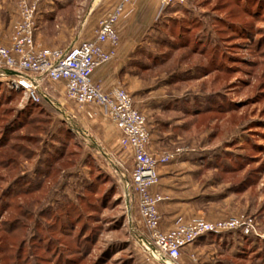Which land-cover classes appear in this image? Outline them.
<instances>
[{"label":"rangeland","instance_id":"rangeland-1","mask_svg":"<svg viewBox=\"0 0 264 264\" xmlns=\"http://www.w3.org/2000/svg\"><path fill=\"white\" fill-rule=\"evenodd\" d=\"M172 6L152 33L149 48L158 57H140L142 64L155 61L139 73L137 89L134 84L123 88L144 115L150 134L166 140L164 150L189 147L202 155L196 189L209 194L210 200L202 205V219L250 216L264 236V0H183ZM170 40L173 45L168 46ZM67 43L52 35L36 41L42 48H64ZM171 46L176 50H169ZM162 52L171 59L165 64L160 63ZM41 86L52 104L45 106L44 113L37 108L22 114L28 102L0 81V136L20 112V121L29 123L7 133L8 145L30 154L23 160L9 151L17 166L0 168V264H37L38 260L63 264L65 255L55 256L57 245L49 238H59L58 247L68 254L83 230L95 236L94 243L85 256L82 247L74 249L75 264H95L98 259L104 264H131L126 212L134 217L137 208L127 202L119 181L130 178L131 160L112 145L110 120L99 114L100 107L86 105L95 110L88 117L49 82ZM96 147L103 148V155ZM51 162V173L44 177L41 173ZM84 183L90 184L88 189ZM237 184L241 185L232 190ZM30 187V192H23ZM2 202H9V207H2ZM55 208L67 211L73 222L81 214L80 223H74L73 239L51 229L56 226L59 231L61 223L67 229L68 224L62 216L54 225ZM18 216L24 228L18 234L3 232L1 222ZM223 239L198 243L193 248L198 264H264V237ZM46 245L52 247L48 254ZM18 251L19 261L13 263Z\"/></svg>","mask_w":264,"mask_h":264},{"label":"built area","instance_id":"built-area-1","mask_svg":"<svg viewBox=\"0 0 264 264\" xmlns=\"http://www.w3.org/2000/svg\"><path fill=\"white\" fill-rule=\"evenodd\" d=\"M42 0H16L17 18L11 25L9 44H0V76L13 90L21 91L23 103L38 102L45 82H63L65 96L84 110L88 117L95 114L88 104L100 107L103 114L119 132V145L129 150L133 158L130 178L126 179L124 196L136 205L145 234L138 243L153 264H184L180 261L182 249L194 244L209 233L239 231L247 236H260L253 218L246 215L208 221L202 218L176 222L169 230L160 229L157 205L163 196L152 192L158 182L157 165L171 160L178 150L152 154L148 150L150 131L144 115L135 108L131 95L121 86L103 91L93 82L94 69L110 61L116 52L118 34L115 24L122 14L123 0L114 10L102 18L93 39L70 44L64 48H42L34 39L37 30L36 13ZM159 10L182 4L183 0H158ZM108 43L109 49L103 44ZM15 71L6 75L3 70ZM23 103H20L23 105ZM198 264L195 254L190 262Z\"/></svg>","mask_w":264,"mask_h":264},{"label":"crops","instance_id":"crops-1","mask_svg":"<svg viewBox=\"0 0 264 264\" xmlns=\"http://www.w3.org/2000/svg\"><path fill=\"white\" fill-rule=\"evenodd\" d=\"M122 1L42 0L38 4L36 13L35 42L44 35H52L54 38L59 36L60 39L68 40L67 45L64 46L67 47L73 43L93 39L99 21L112 12L116 5ZM172 7L174 6H167L160 11L158 0H127L124 3L122 14L115 24L118 34L115 56L94 69L92 73L93 82L99 84L103 91L116 86H125L131 89L133 84L134 89H137L139 87L137 82H141L139 73L145 66L139 58L148 59L151 55L152 51L149 47L152 44V33L155 26L168 16V11ZM16 18V0H0V44H9L11 25ZM103 47L109 49L110 45L105 43ZM0 80H3L1 76ZM49 83L56 93H61L64 96L63 82ZM48 102L52 104L50 100ZM96 110L107 120L102 110ZM107 122L111 129L112 145L117 146L124 157L131 160L133 165L131 152L122 149L119 145L118 130L112 122L108 120ZM165 141L154 138V134L151 133L148 150L152 154L166 153L167 151L164 150ZM93 145L97 146L96 143ZM101 149L103 148L96 147L97 152L103 155ZM176 150L178 151L171 160L157 165L158 182L151 187L152 192H157L163 196V200L157 205L162 231L169 230L178 221L202 218L201 215H204L202 205L210 201L209 194L199 193L196 189L198 171L203 163L198 158L202 155L198 150L189 147ZM108 159L110 160V158ZM113 166L114 173H117L119 168L115 164ZM119 181L121 185H124L126 178H121ZM126 220L129 236L132 237L126 244L131 250L130 263L153 264L147 259L146 253L138 243L137 238L145 234L138 212L135 211L134 217L126 212ZM197 244L182 249L180 257L182 263H189L191 254H195L199 260L193 249Z\"/></svg>","mask_w":264,"mask_h":264},{"label":"trees","instance_id":"trees-1","mask_svg":"<svg viewBox=\"0 0 264 264\" xmlns=\"http://www.w3.org/2000/svg\"><path fill=\"white\" fill-rule=\"evenodd\" d=\"M169 6H172V5H169ZM158 24V23H157ZM156 24V25H157ZM155 28H156V26H155ZM154 41H152V43H153ZM168 42V41H167ZM169 44L170 45H173V42L170 40L169 42H168V46H169ZM183 45V44H182ZM176 47H178V45L176 46ZM173 48H175V47H173V46H171V47H169V50H173V51H175L176 49H173ZM192 53H194V50H193V52ZM162 55L163 56H159V57H161L160 58V63L161 64H165L166 62H169V60H171V59H169L170 57H166V55L162 52ZM165 55V56H164ZM156 57H158L157 55H154L153 53H151V55L148 57V58H156ZM181 58H184V55L183 56H181ZM150 60V59H149ZM150 61H152V62H150V64H145V67L147 66V67H151V65L153 64V62L155 61L154 59H151ZM144 67V66H143ZM174 72V71H173ZM171 74H172V72H171ZM170 74V75H171ZM0 81H2V80H0ZM14 94H16V93H19V94H21V91H16V92H13ZM188 99H191V98H188ZM187 99V100H188ZM194 100H195V97H192V99H191V102L193 103L194 102ZM50 105V103L45 99V98H41L40 97V99H39V101L38 102H33L32 100H29L28 101V103H27V105L25 106V108L22 110V114H24L23 112H26V111H28V109H32V111H34V109H41V110H38V111H41V113H44L45 111H46V109H45V106L46 105ZM48 105V106H49ZM194 105V104H193ZM192 111H196L195 113H197L198 112V108L196 109V108H194V106H193V108L191 109ZM20 112H18V114H17V116L13 119V120H11V124L9 125V124H7V126L4 128V131L1 133V136H0V168H6L7 166H8V164H15L16 166H17V162L16 161H14V160H12V159H14V158H12L10 155H9V151H13V152H15L16 154H18L23 160H27L28 159V157L30 156V154H27V155H25V153H24V150H23V148L21 149V150H23V151H21L19 148H16L15 149V147H14V144H11V145H8V140H10V137L11 136H7L8 134V132L9 131H16V130H18V129H20V128H22V127H25L26 126V124H28L29 123V121L27 122L26 120H24V119H22L21 121H20V116L22 115H20L19 114ZM22 118V117H21ZM37 122H39V121H37ZM44 122V121H43ZM68 129H70L71 130V128L70 127H67ZM72 131V130H71ZM21 139H23V138H21ZM25 139V138H24ZM23 142V141H22ZM21 143V142H20ZM17 147H19V146H17ZM22 147V146H21ZM62 154V153H61ZM60 154V155H61ZM59 155V156H60ZM58 156L56 157V160H58ZM18 161H19V158H18ZM54 163L53 162H51V163H49L48 165H47V168H46V170L44 171V172H42L41 173V175H43L44 177H46L47 176V174L49 175L51 172H48L49 170H51L52 169V165H53ZM47 171V172H46ZM83 180V179H82ZM81 180V181H82ZM42 183V182H41ZM35 185V184H34ZM90 184H88V183H84V188H86V189H88V186H89ZM239 185H241V184H237V185H234V186H232V190H236V189H238V186ZM37 186H38V184H37ZM37 189H38V187H36ZM29 189V191L27 190V188L26 189H24L23 190V192H25V193H28V192H30L31 190V187L30 188H28ZM32 191H34V189H32ZM4 195H6V194H4L3 193V195L2 196H4ZM82 197H84V196H82ZM8 204H9V202H7ZM7 203H4V202H2V204H3V206L2 207H5V208H7V207H9L8 206V204ZM18 207V206H17ZM58 210H60V209H58ZM54 211V219H55V224L54 225H56V222H57V218H59V217H61L62 218V216H64V220L68 223L67 224V229H62L61 227H62V223H61V225L59 226L60 228H59V231H56V226H54L55 227V229L52 227V225L50 226V227H52L51 229L54 231V232H59V233H61L62 234V232H63V235L65 236V237H69V238H71V239H73L74 237H72L71 236V234H73V227H74V223L76 222V224L77 223H80V221H81V214L79 213L76 217H75V219H79L78 221H75V222H73V219H72V216L67 212V211H65V212H59V211H56V208L53 210ZM61 211V210H60ZM60 214H59V213ZM61 213H63V215L61 214ZM19 214H20V212H19ZM88 217V216H87ZM17 218V219H16ZM16 218H14V219H11V220H5L4 222H1V224H2V231L3 232H5L6 234H8L9 232H12L13 233V231L15 230L16 232H17V234L19 233V231H20V229L19 228H24V224L23 225H20V223H19V216L18 217H16ZM59 220V219H58ZM10 221V222H9ZM84 223V222H83ZM86 223H84L83 225H85ZM20 225V226H19ZM82 225V227H81V231H82V229H83V226ZM87 225V224H86ZM49 227V228H50ZM4 228V229H3ZM85 229H88V228H86V226H85ZM84 231H86V230H83V232ZM92 231V230H91ZM83 232H78V234H77V236H75V238L77 237V240L75 241V244H76V247L75 248H73L71 251H69L68 252V254H65V251L61 248H59L60 247V242H59V238H54L53 236H51V238H49L50 239V241L52 242V243H54V244H56L57 246L54 248V250L53 251H56V254H55V256L58 254V256L59 257H61V258H63V256H61V255H65V257L63 258L64 259V263L63 264H75V262H76V259L75 258H72V254L75 252V250H77V249H79V248H81L82 250H84L82 253H83V256H85L86 254H87V249H88V247L89 246H91L93 243H94V238H95V236L93 235L92 236V234H83ZM226 236H236V237H238V238H244V237H249V238H252V236H247V235H243V234H241V232H239V231H235V232H225V233H209V234H207V235H205V236H202L200 239H198L194 244H197V243H202V242H204V241H206V240H211V239H214V240H218V239H220L221 238V241H224V240H226V239H223L222 240V238H224V237H226ZM75 240V239H74ZM82 241V242H81ZM59 246V247H58ZM7 247L4 245V246H2L1 247V250L2 251H4L5 249H6ZM51 246L49 247V245H46V247H45V249H44V252L46 253V254H48V253H50V251H51ZM66 251H68V247H65L64 248ZM75 249V250H74ZM85 252V253H84ZM16 256L15 257H13V258H11L12 259V261H13V263H16L17 261H19V258H20V252L18 251L17 252V254H15ZM36 257H38V256H36ZM16 261V262H15ZM102 261V260H101ZM101 261H99V259L97 260V262L98 263H95V264H104L105 262H101ZM37 264H51V263H49V260H47V262H40L39 260L37 261ZM53 264H61L59 261H55Z\"/></svg>","mask_w":264,"mask_h":264},{"label":"water","instance_id":"water-1","mask_svg":"<svg viewBox=\"0 0 264 264\" xmlns=\"http://www.w3.org/2000/svg\"><path fill=\"white\" fill-rule=\"evenodd\" d=\"M3 72H4L6 75H14V74H16L15 71H12V70H9V69H4Z\"/></svg>","mask_w":264,"mask_h":264}]
</instances>
